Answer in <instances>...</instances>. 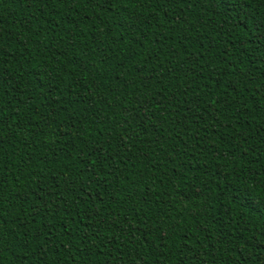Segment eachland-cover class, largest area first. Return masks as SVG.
I'll return each mask as SVG.
<instances>
[{"label":"trees","instance_id":"16d2710c","mask_svg":"<svg viewBox=\"0 0 264 264\" xmlns=\"http://www.w3.org/2000/svg\"><path fill=\"white\" fill-rule=\"evenodd\" d=\"M0 0V264H264V0Z\"/></svg>","mask_w":264,"mask_h":264},{"label":"snow or ice","instance_id":"6c2138e0","mask_svg":"<svg viewBox=\"0 0 264 264\" xmlns=\"http://www.w3.org/2000/svg\"><path fill=\"white\" fill-rule=\"evenodd\" d=\"M221 2L225 4H227L228 2H231L233 4V8L228 9V11H233L235 4L238 3L239 0H221Z\"/></svg>","mask_w":264,"mask_h":264}]
</instances>
